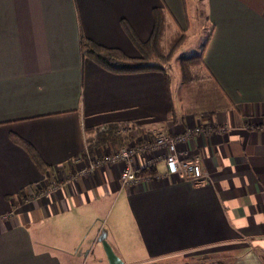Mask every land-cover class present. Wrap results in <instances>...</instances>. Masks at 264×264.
Wrapping results in <instances>:
<instances>
[{"label": "crops", "instance_id": "1", "mask_svg": "<svg viewBox=\"0 0 264 264\" xmlns=\"http://www.w3.org/2000/svg\"><path fill=\"white\" fill-rule=\"evenodd\" d=\"M196 3L208 29L202 63L191 82L175 84L165 66L107 71L83 55L80 38L141 58L123 24L147 41L159 9L164 45L169 27L177 39L187 27L186 0H0V264L103 255L98 221L112 211L102 239L122 264L120 252L134 247L147 264H264V0ZM206 117L223 130L194 141L201 183L154 176L124 186L119 165L72 179L86 151L118 146L99 141L108 126L143 141ZM154 170L164 173V163Z\"/></svg>", "mask_w": 264, "mask_h": 264}, {"label": "built area", "instance_id": "2", "mask_svg": "<svg viewBox=\"0 0 264 264\" xmlns=\"http://www.w3.org/2000/svg\"><path fill=\"white\" fill-rule=\"evenodd\" d=\"M222 127L211 118H200L181 133L154 131L153 135L143 141L125 142L123 145L105 149L103 152L85 155L74 160L72 179L93 173L99 167L119 165L121 185L138 184L154 176L175 177L198 184L207 177L200 161V149L195 145L196 139L221 133ZM165 165V172L143 173L146 169L156 168L159 162ZM57 186L42 189L40 194L54 192Z\"/></svg>", "mask_w": 264, "mask_h": 264}, {"label": "trees", "instance_id": "3", "mask_svg": "<svg viewBox=\"0 0 264 264\" xmlns=\"http://www.w3.org/2000/svg\"><path fill=\"white\" fill-rule=\"evenodd\" d=\"M153 15L154 28L149 39L144 42L138 39L128 23L123 24L125 32L136 49L139 51L141 58H130L119 49L105 47L84 36L80 38V49L83 52V55L94 61L103 69L113 73H135L148 70L164 71L165 63L169 59V55H172L174 48L170 49L168 52L165 51L164 45H162V14L159 9L155 8L153 10ZM177 43L178 41L175 43V45ZM202 56L203 52L201 51L196 55H192L190 57L185 56L181 58L179 65L183 83H189L195 78L191 71L193 67L198 65V63H202ZM100 133L99 141H111L112 143H116V145H123L129 138V135L121 134L120 126L116 124L108 126L105 131ZM13 140L26 150L38 169L41 172L46 173V171L49 169V166L44 163L33 146L26 140L15 135L13 136ZM154 171L155 170L151 168L144 170L143 173H154ZM194 260L195 262H199L197 264H203L200 262L210 261L207 258H196Z\"/></svg>", "mask_w": 264, "mask_h": 264}, {"label": "rangeland", "instance_id": "4", "mask_svg": "<svg viewBox=\"0 0 264 264\" xmlns=\"http://www.w3.org/2000/svg\"><path fill=\"white\" fill-rule=\"evenodd\" d=\"M197 1L198 0H186L188 23L186 28L178 30L179 36L181 35L179 40L175 37L177 32L171 31V27H169V37H167L164 42V48L166 52L174 48L172 55H169V59L165 63V68L169 71L168 76H170L172 72V82L175 84H180V80L182 81L179 65L181 61L180 54L184 53L187 57H190L199 53L205 44L208 34L206 24L201 19L202 16L200 12H202V7L200 6V11H196ZM177 41L178 43L175 45ZM197 71L198 68L193 67L191 72L194 75ZM113 217L114 212L112 211L111 214L108 212L104 218L98 221V229L100 231V238L98 242H100V244H102L101 239L106 237L108 232H110L114 226ZM80 255L81 258L84 259L83 264H95L96 262L97 264H109L105 250L103 255L97 253L96 249L88 250L87 252L81 253ZM120 256L124 257V264H147L145 254L142 253L141 249L138 247L132 248L129 252H120Z\"/></svg>", "mask_w": 264, "mask_h": 264}, {"label": "water", "instance_id": "5", "mask_svg": "<svg viewBox=\"0 0 264 264\" xmlns=\"http://www.w3.org/2000/svg\"><path fill=\"white\" fill-rule=\"evenodd\" d=\"M103 248L106 253L107 261L109 264H122L120 258L113 252L111 246L106 242V240L101 239Z\"/></svg>", "mask_w": 264, "mask_h": 264}]
</instances>
